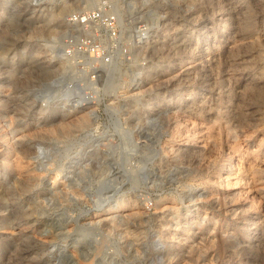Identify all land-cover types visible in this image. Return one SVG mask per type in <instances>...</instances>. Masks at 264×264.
<instances>
[{
	"label": "rangeland",
	"instance_id": "374dc122",
	"mask_svg": "<svg viewBox=\"0 0 264 264\" xmlns=\"http://www.w3.org/2000/svg\"><path fill=\"white\" fill-rule=\"evenodd\" d=\"M69 10L0 0V264H264V0L130 20L107 86Z\"/></svg>",
	"mask_w": 264,
	"mask_h": 264
},
{
	"label": "built area",
	"instance_id": "2783aa9c",
	"mask_svg": "<svg viewBox=\"0 0 264 264\" xmlns=\"http://www.w3.org/2000/svg\"><path fill=\"white\" fill-rule=\"evenodd\" d=\"M62 52L85 68L90 82L108 85V70L121 55L130 58V20H137L140 42L149 28L174 10L176 0H66ZM87 68V69H86ZM108 127V110L103 112Z\"/></svg>",
	"mask_w": 264,
	"mask_h": 264
},
{
	"label": "bare ground",
	"instance_id": "6f19581e",
	"mask_svg": "<svg viewBox=\"0 0 264 264\" xmlns=\"http://www.w3.org/2000/svg\"><path fill=\"white\" fill-rule=\"evenodd\" d=\"M61 12V11H60ZM133 211V210H132ZM129 213V212H128Z\"/></svg>",
	"mask_w": 264,
	"mask_h": 264
}]
</instances>
